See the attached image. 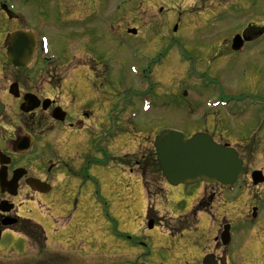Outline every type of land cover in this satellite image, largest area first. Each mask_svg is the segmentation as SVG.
I'll use <instances>...</instances> for the list:
<instances>
[{"label": "rangeland", "instance_id": "1", "mask_svg": "<svg viewBox=\"0 0 264 264\" xmlns=\"http://www.w3.org/2000/svg\"><path fill=\"white\" fill-rule=\"evenodd\" d=\"M117 1L120 0H111L109 6L105 7L106 27L110 25L111 20L113 24L115 20L117 22L127 19L124 21L125 28L135 27L140 36V40H127V44L117 43V47L116 42L112 40L105 42L108 50L107 61L113 64L118 74L115 85L112 87L107 84L105 89L107 103L109 104L110 97L115 98V94L118 95V111H122L124 115L128 113L127 117L132 119L133 128L128 132L134 140L133 148L139 149L134 153L124 148V152L141 157L146 151L153 149L154 139L160 132L175 130L188 136L203 125L209 113L218 111L207 108L201 111L195 106V101L245 98L246 102L242 103L241 109L251 108L244 118L255 114L245 123V127L264 125L263 45H255L240 56H228L224 49L227 42H231L236 35L244 31L247 25L258 28L264 25V0H228L215 4L203 3L201 0H125L126 4L122 9L115 11ZM135 9L139 10L137 18L132 15V10ZM96 16L98 17V9ZM128 21L131 23L128 24ZM151 38L154 41L149 43ZM139 42L142 45L136 44ZM147 44L149 46H146ZM151 45L153 48L159 46V50L146 52L143 46ZM133 47L138 48L140 53L133 50ZM110 49L112 53L109 52ZM169 50V64L166 63L161 76L155 77L151 83L141 78L143 74L138 77L130 73L133 66L144 72L148 65L147 60L136 59V53V57H148L151 65H159L158 59ZM184 74L186 78L184 87L181 88V83L177 84V81ZM253 78L258 79L255 81L258 83L256 87L247 83L249 80L252 82ZM144 99L152 103L151 110L145 114L141 108ZM253 101L256 104H253ZM188 103L194 106L192 111L195 113L192 116ZM226 111L225 109L217 114L220 120L226 118ZM133 112L137 115L133 116ZM235 123L237 122L232 120V126H235ZM220 124L222 125L221 121ZM239 132V128L228 130V135L235 145L242 142ZM260 132L259 130L257 135ZM259 138L255 136L242 146L248 160L253 155L248 161L249 170H264V145L254 148L255 141ZM109 145H106L105 151L109 150ZM104 164L107 165V162ZM118 164H123L124 173L120 171L122 169H118L112 172L104 171L101 177L93 179H66L52 193L34 194L29 199L27 195L31 193L27 191L18 217L43 226L53 219L59 228L70 224L78 237L73 254L83 259L102 257L107 262L109 255L130 256L131 246H136L138 258L145 264H200L199 254L209 247L211 239L208 237L213 235V230L209 228V218L203 217L198 231L186 232L177 237L170 236L158 226L148 230V200L146 187H143L144 181L139 175L141 170L132 165L131 168L126 167L123 161H118ZM131 169L134 170L132 175L128 174ZM148 178L152 186L158 181L160 184L155 186L165 187V197L162 195L164 199H157L155 204L161 216H187L195 205L198 193L199 197H207L214 192L212 185H181L174 188L165 186L153 173H150ZM150 190L155 192L153 188ZM227 196L230 201L237 198V195ZM18 202L19 199L16 200V203ZM61 210H65L64 214L57 215ZM29 229L35 230L28 226L24 231L30 232ZM88 237L95 238L91 242ZM16 238L20 239L13 233H6L1 244L4 247ZM24 240L22 237V251L26 248ZM241 241L242 237L239 236L236 244L231 247L236 251ZM99 246L103 249L101 252L98 250ZM116 247L121 248L122 252H116ZM29 250H34L33 244H30ZM30 255L32 254L29 253L28 256ZM15 257L16 254L11 262L18 264ZM2 258L0 256V264L9 261V256L8 261ZM231 262L239 264L237 261Z\"/></svg>", "mask_w": 264, "mask_h": 264}, {"label": "flooded vegetation", "instance_id": "2", "mask_svg": "<svg viewBox=\"0 0 264 264\" xmlns=\"http://www.w3.org/2000/svg\"><path fill=\"white\" fill-rule=\"evenodd\" d=\"M105 7V4L98 7L100 14H104ZM95 11L90 0H0V97L5 105L0 118L3 162L0 171L9 180L15 173L21 176L23 171L27 172L19 180L17 197L3 194L0 187V202L14 203L20 199L22 205L28 188L27 178L50 184L59 176L78 177L102 172L95 164L106 159L105 140H114V128L107 122L106 72L101 73L104 70L102 60H106L108 51L102 42L106 33L105 28L96 23L97 19L91 18ZM116 30L121 36V24ZM240 35L253 41L264 37V33L255 28L246 29ZM42 38L48 43L47 55L43 51ZM255 45H263L264 51V43L255 42L245 43L240 52L233 50L232 42L227 43L225 50L228 56H240ZM109 52L112 53V49ZM247 83L258 86L255 81ZM115 124L117 131L120 124ZM117 149L121 150V140ZM242 183L246 185L241 187L246 194L264 191V186L247 185L250 184L249 176ZM217 190L202 203L211 211L227 188L219 186ZM261 201L264 198H246L219 216L221 223L218 237H215V253L219 258L227 251L221 244L219 231L229 224L233 231L247 234L246 243L239 246L245 249L242 257L247 264H264L263 254L254 257V249L264 251V203L259 205ZM228 205L232 206L228 202L222 204ZM10 216L18 218L17 225L12 228L24 226L17 210ZM2 221L0 213V228ZM45 226L50 228L49 234L23 236L11 229H2L3 237L13 233L20 239L4 247L0 243V253L9 258L16 254L18 264L89 263L74 256L75 236L70 234L69 227L52 231L50 223ZM253 231L254 239L251 238ZM22 237L26 247L23 251ZM30 244H33V251L29 250ZM29 253L32 255L28 256Z\"/></svg>", "mask_w": 264, "mask_h": 264}, {"label": "water", "instance_id": "3", "mask_svg": "<svg viewBox=\"0 0 264 264\" xmlns=\"http://www.w3.org/2000/svg\"><path fill=\"white\" fill-rule=\"evenodd\" d=\"M183 136L173 131L163 132L155 142L160 169L171 185L198 181L232 184L244 173L242 162L234 149L215 143L206 134L193 135L189 140ZM28 183L34 190L42 191L38 181L31 179ZM13 223L5 222L6 225ZM203 264L218 263L213 257H208Z\"/></svg>", "mask_w": 264, "mask_h": 264}, {"label": "trees", "instance_id": "4", "mask_svg": "<svg viewBox=\"0 0 264 264\" xmlns=\"http://www.w3.org/2000/svg\"><path fill=\"white\" fill-rule=\"evenodd\" d=\"M155 163H156V162L154 161V164H155ZM157 168H158V167L156 166L155 169H156L157 172H159V170H158ZM146 187H148V186L146 185ZM159 192H160V190H159ZM147 193H148L149 196H151V195L153 196L152 193L150 194V191H147ZM149 216H150V217H154V212H153L152 210L149 211ZM182 225H183V224H180V225H179V228H177V230H175V231H174V230H171V231H172L173 233H179V232L184 228Z\"/></svg>", "mask_w": 264, "mask_h": 264}, {"label": "bare ground", "instance_id": "5", "mask_svg": "<svg viewBox=\"0 0 264 264\" xmlns=\"http://www.w3.org/2000/svg\"><path fill=\"white\" fill-rule=\"evenodd\" d=\"M150 110H151V108H150ZM150 110H149V111H150Z\"/></svg>", "mask_w": 264, "mask_h": 264}]
</instances>
